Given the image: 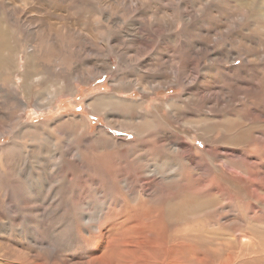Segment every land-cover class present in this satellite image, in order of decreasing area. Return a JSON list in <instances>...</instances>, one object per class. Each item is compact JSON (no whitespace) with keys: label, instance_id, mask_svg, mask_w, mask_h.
<instances>
[{"label":"rangeland","instance_id":"obj_1","mask_svg":"<svg viewBox=\"0 0 264 264\" xmlns=\"http://www.w3.org/2000/svg\"><path fill=\"white\" fill-rule=\"evenodd\" d=\"M0 36L25 92L0 118V149L20 146L0 161V264H264V0H0ZM116 90L150 130L132 158L122 114L88 107ZM99 130L125 144L117 168ZM116 219L146 225L134 257Z\"/></svg>","mask_w":264,"mask_h":264},{"label":"bare ground","instance_id":"obj_2","mask_svg":"<svg viewBox=\"0 0 264 264\" xmlns=\"http://www.w3.org/2000/svg\"><path fill=\"white\" fill-rule=\"evenodd\" d=\"M4 33H6L7 34V32H5V31H3ZM1 37V36H0ZM5 37V36H4ZM3 37V38H4ZM18 43V42H17ZM148 44V43H147ZM143 45L145 46L146 44H144L143 43ZM10 48V47H9ZM8 48V51L11 49H9ZM149 48V47H148ZM191 48V47H190ZM198 50V49H197ZM204 50V49H203ZM1 55V54H0ZM223 60V59H222ZM196 61V60H195ZM247 61V60H246ZM93 62V61H92ZM10 65V64H9ZM94 66H95V64H93ZM92 65V66H93ZM105 65V64H104ZM91 66V65H90ZM106 66V65H105ZM8 69H10V67L8 66V60H7V58H5V57H3V56H0V118H3V117H6L7 116V113H8V116H10V112H12L13 110H16V109H19V110H22V109H24V107H25V104H24V100H23V98H22V96H23V94L25 95V92L24 91H22V94H20L17 90H15V88H13L12 86H6V85H4V80H3V74L5 73V72H7V70ZM206 69V68H205ZM194 71V70H193ZM212 71V70H211ZM212 74V73H211ZM194 76V75H193ZM214 77V76H213ZM45 78V77H44ZM41 80V79H40ZM40 80H39V82H40ZM69 81H70V79H69ZM126 81V80H125ZM69 83V82H68ZM67 83V84H68ZM128 84V83H127ZM34 86V85H33ZM38 86V85H37ZM65 87H67V86H65ZM69 87V86H68ZM205 87V86H204ZM36 89V88H35ZM201 90V89H200ZM202 91V90H201ZM39 93H40V91H39ZM187 93V92H186ZM31 94V93H30ZM37 94V93H36ZM195 94V93H194ZM206 94V93H205ZM22 95V96H21ZM189 95V94H188ZM44 96V95H43ZM196 96V95H195ZM37 99V98H36ZM27 100V99H26ZM30 100V99H29ZM38 100V99H37ZM50 99L48 98V97H46V99H45V103L46 102H48ZM40 103V102H39ZM39 103H37V106L39 105ZM141 104L142 103H138V102H133V101H131V100H126L125 98H120L119 97V94H118V90H116V91H114V93H110V94H107V95H103L102 97H100V98H98L97 100H96V103H94V102H92L91 101V104L88 106L90 109H91V111L92 112H96V113H101V114H104L106 117H107V120L109 121V124H111V125H113L114 124V122L112 123V121H115V115L116 114H122L121 115V117H123V118H125L126 120H125V122L123 123L125 126L124 127H128V130H131V131H133V132H135V136H136V138H137V140L136 141H134V142H132L131 141V143H129V144H126V145H128V146H131L132 145V147H131V149H129L128 150V153H129V156L127 155V158H132V156H134V155H136V152L138 151V149L140 148L141 150H143V149H145L144 147H146V148H148V146L145 144V140L146 139H149L148 138V136L150 135V130H148L149 129V127H148V125H147V128H146V131H141L139 128L140 127H138L137 125H136V121L137 120H139L140 118H144L143 116H144V114L143 115H141V114H139L138 113V111L137 110H139L138 109V107H141ZM40 106V105H39ZM210 106V105H209ZM37 108V107H36ZM217 108V107H216ZM134 111H135V113L137 114V117L136 118H134L135 116H132L133 118H131V114H132V112H133V115L135 114L134 113ZM140 111V110H139ZM149 116V115H148ZM15 118H18V117H15ZM130 118V119H129ZM19 119V118H18ZM121 119V118H120ZM151 119V118H150ZM2 120H4V119H2ZM6 120H7V118H6ZM12 120V119H11ZM122 120H124V119H122ZM78 121V120H77ZM121 121V120H120ZM144 121V120H143ZM71 122V121H70ZM76 122V121H75ZM115 122H117V121H115ZM225 122V121H224ZM148 123V122H147ZM70 124H75V125H77V126H79L80 127V130L82 129V134L80 135V133L81 132H79V139H81V140H86V142L88 141V140H91V137L90 136H88L87 135V124L85 123V122H83V121H81L80 120V123H78V122H76V123H70ZM121 124H122V122H121ZM8 125V124H7ZM117 125V124H116ZM139 125H140V123H139ZM155 125V124H154ZM157 125H159V123L157 124ZM157 125H156V127H157ZM32 125H24L23 127H24V129H30V127H31ZM44 126V125H43ZM46 126V125H45ZM51 126V125H50ZM2 127V126H1ZM53 127V126H52ZM127 127L126 128H124V129H127ZM155 127V128H156ZM32 128V127H31ZM38 128L39 127H36V128H32L33 130L34 129H37L38 130ZM43 128V127H42ZM143 128V127H142ZM240 128V127H239ZM40 129V128H39ZM61 129V128H60ZM64 129H66V128H64ZM161 129V128H160ZM159 129V130H160ZM164 129V128H163ZM4 130V129H3ZM230 130V129H229ZM8 131V130H7ZM32 131V130H31ZM55 131H56V129H55ZM64 131H68L67 129L66 130H64ZM237 131H238V129H237ZM148 132H149V134H148ZM159 132H161V130L159 131ZM2 134H3V132H1ZM6 133V132H5ZM22 133V132H21ZM58 133V132H57ZM83 133H85L84 135H83ZM162 133V132H161ZM226 133V132H225ZM228 133V132H227ZM226 133V134H227ZM7 134V133H6ZM30 135V131H28L27 132V134H26V137H27V135ZM50 134V133H49ZM59 134H63L62 132H60L59 131ZM104 131L102 130H99L98 131V133H97V136L99 135V136H101L97 141V143H98V150H101L102 148H104L105 147V145H106V143H107V145H106V147H105V149H104V152L106 151V149H108V147H109V150H111V149H113L114 151L112 152V153H110L109 155H108V157H104V160H101V161H104L103 163H105L107 166H111L112 164H114L115 163V160H114V158H116V154L118 153V152H116L115 150L117 149V148H121V147H123V146H125V144H123L122 142H118V140L117 139H115L113 136H109V138H111V141L109 140V138L107 139V137L105 136L104 137ZM230 134V133H229ZM234 134H235V132H234ZM1 135V134H0ZM4 135V134H3ZM20 135V134H19ZM32 135H33V142H36V143H38V146H43L42 144H43V142L45 141L46 142V140L49 142V135L48 134H46L44 131H43V129H41L40 130V132H39V137L36 135V133L33 131V133H32ZM231 135V134H230ZM98 136V137H99ZM151 136H153V135H151ZM85 137H86V139H85ZM154 137V136H153ZM153 137L152 138H150V139H153ZM243 137V136H242ZM15 138V137H14ZM56 140V138H51V141L50 142H54V144L52 145L53 147H56L57 146V144L55 143V141L54 140ZM158 141V140H157ZM174 141V140H173ZM45 142H44V144H45ZM63 143V142H62ZM89 144V143H88ZM167 144V143H166ZM48 145V144H47ZM91 145V144H90ZM37 145H36V150H37V152L40 154V151L42 150L41 148H39ZM51 146V148H53ZM94 146H95V144H94ZM81 147V146H80ZM151 147V146H150ZM172 147H174L173 145H172ZM28 148V147H27ZM92 148H94V147H92ZM169 148H171V147H169ZM79 149V148H78ZM161 149V148H160ZM175 149H176V147H175ZM0 150H2L1 152H0V161L1 162H6V161H10V160H12V159H15V157L18 155V152L20 151V146H18V145H16V144H14V143H10L9 145H6L5 147H3L2 149H0ZM33 150H34V148H33ZM93 150H95V149H93ZM171 150V149H170ZM177 150V149H176ZM22 152V151H21ZM53 152V151H52ZM64 152H66L65 150H64ZM71 152V151H70ZM69 152V153H70ZM54 153V152H53ZM68 153V154H69ZM98 153V152H97ZM102 151H101V155L100 156H102ZM21 154V153H20ZM19 154V155H20ZM24 154V153H23ZM138 154V153H137ZM52 155V154H51ZM50 155V156H51ZM56 155V154H55ZM156 155V154H155ZM35 156V155H34ZM37 156V155H36ZM104 156H106V155H104ZM31 157V156H30ZM52 157V156H51ZM54 157V156H53ZM28 158V157H27ZM35 158V157H34ZM37 158H38V156H37ZM55 158H57V157H55ZM54 158V159H55ZM60 158H62L61 156H60ZM122 158V157H121ZM139 158V157H138ZM137 158V159H138ZM58 159V158H57ZM70 159H71V157H70ZM101 159V158H100ZM135 159V158H134ZM140 159V158H139ZM32 160H33V158H32ZM41 160V159H40ZM141 160V159H140ZM35 161V160H34ZM57 161V160H56ZM58 161H61V160H58ZM81 161V160H80ZM87 161V160H86ZM85 161V162H86ZM129 161H132V160H129ZM15 162V161H14ZM17 162V161H16ZM37 162H38V159H37ZM77 162H78V160H77ZM7 163V162H6ZM26 163V162H25ZM73 163V162H72ZM83 163V162H82ZM8 164V163H7ZM13 164V163H12ZM6 165V164H5ZM10 165V164H9ZM19 165V164H18ZM26 165H27V163L25 164V167H26ZM40 165V164H39ZM85 165V164H84ZM115 165V168H117V165L119 166L120 165V162L119 163H115L114 164ZM1 166V165H0ZM21 166V165H20ZM76 166H78V165H76ZM98 166V165H97ZM106 166V167H107ZM139 167V166H138ZM36 168V167H35ZM71 168H73V166H71ZM108 168V167H107ZM106 168V169H107ZM3 169V168H2ZM22 169H24L25 170V168H22ZM26 169H27V167H26ZM36 169H38V168H36ZM49 169V168H48ZM54 169V168H53ZM67 169V168H66ZM78 169H79V167H78ZM125 169V168H124ZM123 168H119L118 170L119 171H121V170H124ZM130 169H131V167H130ZM136 169V168H135ZM51 170H52V168H51ZM102 170V169H101ZM111 170V169H110ZM141 170H143V169H141ZM20 171V170H19ZM31 171V170H30ZM41 171V170H40ZM72 171H74V170H72ZM96 171V170H95ZM133 171V170H132ZM6 172V171H5ZM11 172V171H10ZM23 172V171H22ZM87 172H88V169H87ZM124 172V171H123ZM127 172V171H126ZM27 173V172H26ZM1 174V173H0ZM43 174V173H42ZM119 174V173H118ZM129 174V173H128ZM23 175V174H22ZM7 176V175H6ZM122 176V175H121ZM17 177V176H16ZM19 177H20V175H19ZM27 177V176H26ZM36 177H37V175H36ZM42 177H44V176H42ZM3 179H4V177H2ZM128 178V177H127ZM14 179V178H13ZM26 180H28L27 178H25ZM211 180V179H210ZM21 181V180H20ZM30 181V180H29ZM88 181V180H87ZM115 181H116V179H115ZM4 182V181H3ZM14 182V181H13ZM12 182V183H13ZM117 182V181H116ZM30 183V182H29ZM27 186V185H26ZM35 186V185H34ZM146 186H144V188H145ZM135 188V187H134ZM34 189V188H33ZM147 190H148V188H147ZM23 192V191H22ZM21 192V193H22ZM49 192V191H48ZM68 192V191H67ZM130 192V191H129ZM19 193V192H18ZM20 193V194H21ZM22 195V194H21ZM54 200V199H53ZM68 204V203H67ZM57 208V207H56ZM66 208H67V206H66ZM68 208H70V207H68ZM60 209V208H59ZM53 211V210H52ZM68 210H66V212H67ZM60 212V211H59ZM145 215V214H144ZM146 217V216H145ZM116 221H117V223L116 224H112V228L114 229V230H116V231H118L119 229V227H121V231L123 232V233H125V234H127V235H125L126 237H125V239L123 240V242H122V244H124L125 246H124V250H126V252L123 254V256H127V258H130V257H134L135 256V254H136V249H139V248H143L144 247V245H147V243H146V241H144L143 240V236L145 235V231H146V225L145 226H142V225H140L139 226V228H137V229H133V228H135V227H131V228H127L126 227V224L125 223H127L126 221H124L123 223H119L118 222V220L116 219ZM144 222V221H143ZM136 224H138V223H136ZM143 224V223H142ZM154 223H150V225H149V223H148V228H150L151 227V225H153ZM134 225V224H133ZM144 225V224H143ZM135 226H137V225H135ZM147 228V229H148ZM126 231V232H125ZM148 233H149V231H147ZM132 233H134V234H136V236L134 237V241L133 240H131L129 237H128V235L129 234H132ZM150 234V233H149ZM71 235V234H70ZM112 236V235H111ZM147 237V236H146ZM193 237V236H192ZM131 238H133V237H131ZM133 241V242H132ZM148 241V240H147ZM111 245H112V243H110L109 241H107L106 242V246L104 247V243H100L99 244V249H101V248H106V249H110V248H112L111 247ZM120 245V244H119ZM181 245V244H180ZM118 246V245H117ZM119 247V246H118ZM151 247V246H150ZM122 249V248H121ZM111 251V250H110ZM100 252V251H99ZM107 252V251H106ZM112 253V252H111ZM118 254V253H117ZM108 256L110 257L111 255L110 254H108ZM121 256V255H120ZM120 256H119V258H120ZM140 257V259H142V258H146V257H144V255H142V256H139ZM139 257H135L136 259L137 258H139ZM112 258H114V255H112ZM124 258V257H123ZM95 259V258H94ZM132 260V259H131ZM134 260V259H133ZM90 261V260H89ZM93 261H95V260H93ZM116 261V260H115ZM120 261V260H119ZM91 262V261H90ZM96 262V261H95ZM98 264H106V263H104V260L103 259H101V258H99L98 259ZM135 262H137V261H135ZM142 262V261H141ZM117 263V262H116ZM133 263V262H132ZM145 263V262H144ZM154 263V262H153ZM86 264V263H85ZM108 264H109V262H108ZM147 264V263H146Z\"/></svg>","mask_w":264,"mask_h":264}]
</instances>
